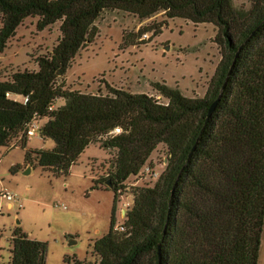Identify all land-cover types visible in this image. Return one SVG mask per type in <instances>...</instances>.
I'll use <instances>...</instances> for the list:
<instances>
[{
  "label": "trees",
  "instance_id": "obj_1",
  "mask_svg": "<svg viewBox=\"0 0 264 264\" xmlns=\"http://www.w3.org/2000/svg\"><path fill=\"white\" fill-rule=\"evenodd\" d=\"M248 2L244 11L233 0H0V55L26 19L37 18L39 31L60 24V38L37 58V71L0 81V148L38 117L46 120L41 139L54 147L28 150L23 133L19 146L30 168L67 177L90 145L115 151L101 181L109 182L104 190L113 201L108 232L92 247L94 264H257L264 223V0ZM114 10L139 20L162 13L168 20L212 26L220 60L204 96L186 98L176 87L153 83L167 101L160 103L107 84L105 96L57 85L97 37L98 18ZM133 42L122 36L123 48ZM58 99L64 104L50 111ZM115 128L122 133L102 141ZM159 144L167 150L164 171L153 187L136 190L115 229L119 189ZM11 247L9 264H45L46 244L19 227ZM63 264L85 263L66 256Z\"/></svg>",
  "mask_w": 264,
  "mask_h": 264
},
{
  "label": "rangeland",
  "instance_id": "obj_2",
  "mask_svg": "<svg viewBox=\"0 0 264 264\" xmlns=\"http://www.w3.org/2000/svg\"><path fill=\"white\" fill-rule=\"evenodd\" d=\"M233 3L244 11L249 9L248 0ZM36 23L37 18L26 19L8 41L0 55V81L9 80L16 72L37 71V58L49 54L57 44L60 24L39 31ZM95 26L97 37L78 52L57 85L63 82L66 90L105 96L107 84L131 94L148 95L160 103L167 101L153 90V83L176 87L186 98L204 96L220 60L212 26L195 28L182 20H168L162 13L139 20L117 10L105 11ZM137 33L142 34L135 37ZM123 35L134 40L135 46L123 48ZM63 104L64 100L58 99L54 107ZM13 144L17 147H11ZM19 144L20 135L8 148H0V193L8 192L17 200L7 208L0 197V264H9L11 235L16 227L30 240L46 244L45 264H63L66 256L85 264L96 263L92 247L108 232L113 201L112 192L104 190L107 186L101 181L110 171L115 151L101 149L99 143L90 145L67 177H53L36 165L25 166V151ZM53 147L52 140L36 135L26 148L50 151ZM167 159L165 145L159 144L146 162L150 174L124 182L117 193L115 227L124 222L136 190L154 186ZM94 185L99 189H93ZM257 264H264V223Z\"/></svg>",
  "mask_w": 264,
  "mask_h": 264
},
{
  "label": "built area",
  "instance_id": "obj_3",
  "mask_svg": "<svg viewBox=\"0 0 264 264\" xmlns=\"http://www.w3.org/2000/svg\"><path fill=\"white\" fill-rule=\"evenodd\" d=\"M23 104H25L27 102V98H22L21 99ZM55 107L54 106H51L49 108L50 111L54 110ZM45 119H40L38 117H35L34 119H32V121H30L24 128V134L26 135V137L29 139L30 137H34L36 135L39 134L40 132V128L42 126L39 125V123L41 121H43ZM22 133V134H23ZM122 133V130L120 128H115L114 130H112L111 132H109L106 136H103L102 140H105L107 138H111V137H114V136H117L119 134ZM22 134H20V140H21V137H22ZM11 146H15L14 144L11 145ZM146 164L142 167V169L138 172V174L136 175H133L131 177H134V178H139L140 175H143L146 174L147 176L150 174L149 173V169L148 167H145ZM153 176H155L157 178V176L155 174H151ZM161 175V174H160ZM160 175L158 176V178L160 177ZM157 178V180H158ZM156 180V181H157ZM124 184V183H123ZM2 199H4L7 203H12V202H17V200L15 199V197L13 195H10L9 193L7 192H4L2 195H1ZM132 203H133V199H132ZM128 206V204H127ZM63 209H65V207H63ZM121 212V211H120ZM122 213H124V211H122ZM120 226H116L115 229L119 228Z\"/></svg>",
  "mask_w": 264,
  "mask_h": 264
},
{
  "label": "crops",
  "instance_id": "obj_4",
  "mask_svg": "<svg viewBox=\"0 0 264 264\" xmlns=\"http://www.w3.org/2000/svg\"><path fill=\"white\" fill-rule=\"evenodd\" d=\"M178 20H179V19H178ZM182 21H183V20H182ZM184 22H186V21H184ZM186 23H189V22H186ZM197 26H201V25H197ZM197 26H194V27L196 28ZM202 26H203V25H202ZM204 26H205V25H204ZM209 26H210V25H209ZM212 30L214 31V28H213V27H212ZM45 121H46V120H45ZM44 123H45V122H44ZM44 123H42V121H41V122L39 123V125L42 126ZM37 136L41 139V137H40L39 134H38ZM30 138H31V137H30ZM30 138L28 139V142H29ZM42 140H43V139H42ZM11 147L16 148L17 146L15 145V146H11ZM26 149H27V148H26ZM25 166H27V165H25ZM28 167H29V166H28ZM29 168H30V167H29ZM3 193H4V192H3ZM3 193H2V192L0 193V197H1V195H2ZM7 193H8V192H7ZM1 199H2V197H1ZM13 203H17V202H12V203H7V202H6V207H7V208H9V207L11 208ZM63 207H65V206H62V208H63Z\"/></svg>",
  "mask_w": 264,
  "mask_h": 264
},
{
  "label": "water",
  "instance_id": "obj_5",
  "mask_svg": "<svg viewBox=\"0 0 264 264\" xmlns=\"http://www.w3.org/2000/svg\"><path fill=\"white\" fill-rule=\"evenodd\" d=\"M215 105H216V102H214V103L211 105V107H210V109H209V111H208V117L210 116L211 112L214 110ZM28 173H29V169L25 172V174H28ZM106 186H107L108 188H110V184H109V182H107ZM72 244H73V242H72V241H69V245H72Z\"/></svg>",
  "mask_w": 264,
  "mask_h": 264
}]
</instances>
